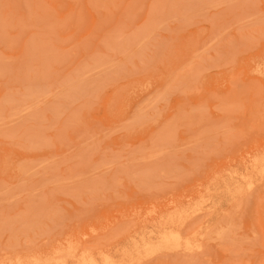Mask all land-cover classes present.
I'll list each match as a JSON object with an SVG mask.
<instances>
[{"label": "rangeland", "instance_id": "rangeland-1", "mask_svg": "<svg viewBox=\"0 0 264 264\" xmlns=\"http://www.w3.org/2000/svg\"><path fill=\"white\" fill-rule=\"evenodd\" d=\"M70 247L264 264V0H0V264Z\"/></svg>", "mask_w": 264, "mask_h": 264}, {"label": "bare ground", "instance_id": "bare-ground-1", "mask_svg": "<svg viewBox=\"0 0 264 264\" xmlns=\"http://www.w3.org/2000/svg\"><path fill=\"white\" fill-rule=\"evenodd\" d=\"M160 244L154 248L152 245H144L143 249L145 252L151 253L154 251V249H167V248H178L181 245H184L186 247H189V242L182 241L181 236L174 231L168 232V233H160L158 236ZM74 248L70 247L68 250V254L64 256V258L59 259L58 261H54L52 258H36L32 259L31 261H24L22 259L18 260L16 264H71L70 261H68L67 257L70 253H73ZM76 264H117L110 256H105L101 258H97L93 255H85L82 256V259H80Z\"/></svg>", "mask_w": 264, "mask_h": 264}]
</instances>
